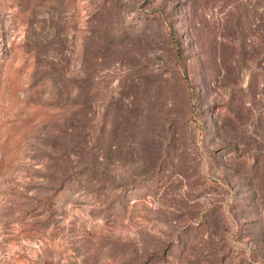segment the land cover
I'll return each instance as SVG.
<instances>
[{
    "label": "rangeland",
    "instance_id": "374dc122",
    "mask_svg": "<svg viewBox=\"0 0 264 264\" xmlns=\"http://www.w3.org/2000/svg\"><path fill=\"white\" fill-rule=\"evenodd\" d=\"M0 264H264V0H0Z\"/></svg>",
    "mask_w": 264,
    "mask_h": 264
}]
</instances>
